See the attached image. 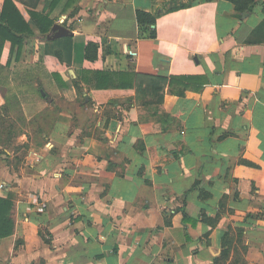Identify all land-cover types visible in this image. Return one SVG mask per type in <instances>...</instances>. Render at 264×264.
Instances as JSON below:
<instances>
[{"label":"crops","instance_id":"0c3cea01","mask_svg":"<svg viewBox=\"0 0 264 264\" xmlns=\"http://www.w3.org/2000/svg\"><path fill=\"white\" fill-rule=\"evenodd\" d=\"M14 1L34 30L21 62L40 63L45 44L30 12L52 0ZM256 2L238 13L229 0H60L47 38L68 29L72 61L40 69L58 108L45 143L18 168L0 162V197L14 203L0 264H264V0ZM182 3L191 5L167 11ZM138 11L161 13L156 38H140ZM89 42L99 45L94 61ZM10 50L6 42L0 64ZM84 69L166 78L163 102L137 87L96 90L80 79Z\"/></svg>","mask_w":264,"mask_h":264},{"label":"trees","instance_id":"16d2710c","mask_svg":"<svg viewBox=\"0 0 264 264\" xmlns=\"http://www.w3.org/2000/svg\"><path fill=\"white\" fill-rule=\"evenodd\" d=\"M211 1V0H209ZM236 5L238 13L252 12L256 5V0H229ZM60 0H52L49 4L48 11L45 13L30 12V19L34 26L39 31V36L45 44L44 54L58 57L67 65L71 64L73 55V40L71 37L48 40L47 35L50 34L54 25V21L50 18V12L57 6ZM74 0H69L68 7L72 5ZM191 3L175 5L167 11L177 10L190 6ZM161 13L157 12L156 16L137 12L138 23L140 28V38H156V30L152 27L155 25L156 17ZM258 30L254 31L248 39V43H255V35ZM34 30L30 23L25 19L17 7L14 0H4L2 11L0 14V61L6 42L11 43L10 57L6 65L0 64V87L5 90L6 109L22 106L23 100L29 97L32 100V95L39 94L40 98H46L47 95L42 93V88L37 82L36 75L41 69L40 64L32 65L23 64L21 61L24 40L26 37L33 36ZM99 45L94 42H89L86 47V59L94 61L98 57ZM15 65V69L11 67ZM53 78L63 87H67L63 78L59 74H52ZM197 76L182 78L186 81L197 80ZM36 79V84L33 82ZM84 83L91 85L96 90H104L108 88L114 89H132L137 87V90L142 93L147 91L160 92L155 101L156 105L163 102L162 91L166 78L155 77L149 75H140L135 72H110V71H92L84 69L80 78ZM35 84V85H34ZM38 85V86H37ZM144 85H146L144 87ZM76 86L78 83L76 82ZM34 100V99H33ZM152 104V102H151ZM159 107V106H158ZM156 108V112L160 113V108ZM170 117V116H168ZM14 207L11 196L8 198L0 197V238L7 237L12 234L14 221L11 214ZM229 235V233H228ZM227 235V237H228ZM227 238L224 240L226 244ZM227 249L223 250L222 258L229 255Z\"/></svg>","mask_w":264,"mask_h":264},{"label":"rangeland","instance_id":"374dc122","mask_svg":"<svg viewBox=\"0 0 264 264\" xmlns=\"http://www.w3.org/2000/svg\"><path fill=\"white\" fill-rule=\"evenodd\" d=\"M178 3H181V1L175 2V4ZM44 55L43 53L42 56ZM32 64L26 63V65ZM38 64H40L41 67L47 68V70L64 69L65 66L70 68V65H67V63H64L58 57L51 55H46ZM65 74L68 77L67 71ZM36 77L38 80L37 83L43 87L42 93L47 95V97L42 99L39 94L35 92V94L32 95L31 101L28 97L23 100L24 105L15 108L6 109L4 106L5 90L0 87V162L4 165H15V168L20 167L24 158L29 153L35 150L37 146L45 143V138L43 136L46 135L48 127L58 114V108H55L49 103V100L55 97V88L52 85V78L46 76V74L42 71L40 72V70ZM33 82L36 84V79H33ZM72 82H74L76 86V81ZM58 85L60 86L59 83ZM76 87L79 89L78 86ZM69 110L71 111L72 108ZM227 239L229 238L227 237Z\"/></svg>","mask_w":264,"mask_h":264},{"label":"water","instance_id":"95a60500","mask_svg":"<svg viewBox=\"0 0 264 264\" xmlns=\"http://www.w3.org/2000/svg\"><path fill=\"white\" fill-rule=\"evenodd\" d=\"M54 30H55L54 34H52L51 36H48V38L50 40L58 39V38H61V37H66V36L71 35V32L68 29H66L63 26H61V25H59L56 28H54Z\"/></svg>","mask_w":264,"mask_h":264}]
</instances>
